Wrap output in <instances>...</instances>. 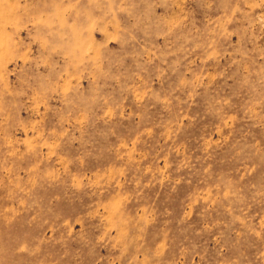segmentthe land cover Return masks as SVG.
Masks as SVG:
<instances>
[{
  "label": "rangeland",
  "instance_id": "1",
  "mask_svg": "<svg viewBox=\"0 0 264 264\" xmlns=\"http://www.w3.org/2000/svg\"><path fill=\"white\" fill-rule=\"evenodd\" d=\"M0 264H264V0H0Z\"/></svg>",
  "mask_w": 264,
  "mask_h": 264
}]
</instances>
